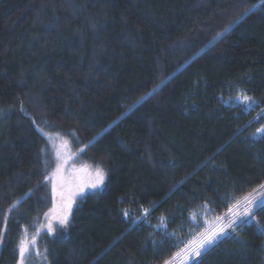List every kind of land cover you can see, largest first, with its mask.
Returning a JSON list of instances; mask_svg holds the SVG:
<instances>
[{"label": "trees", "instance_id": "16d2710c", "mask_svg": "<svg viewBox=\"0 0 264 264\" xmlns=\"http://www.w3.org/2000/svg\"><path fill=\"white\" fill-rule=\"evenodd\" d=\"M263 122L264 0H0V264L21 240L24 264H165L203 204L236 223L191 264H264V190L229 212L264 185ZM39 127L106 176L51 232Z\"/></svg>", "mask_w": 264, "mask_h": 264}, {"label": "rangeland", "instance_id": "374dc122", "mask_svg": "<svg viewBox=\"0 0 264 264\" xmlns=\"http://www.w3.org/2000/svg\"><path fill=\"white\" fill-rule=\"evenodd\" d=\"M244 96H247L249 100L245 101L243 99ZM225 103L227 105H243L247 110H251L257 106V101L254 96H251L243 90L239 91L238 95L226 99ZM261 125L262 126L259 128L260 131L256 130L253 134H251L252 138H260L264 135V122ZM39 129L48 139L46 144L47 150L43 155L45 160L43 168L46 171L45 179L48 183L47 191L49 195L51 192V200L53 201L44 217V219L46 218L45 222L48 227L49 224L60 223L58 222L59 220L56 219V216L61 213L62 200L58 194H53V185H56L57 192L63 191L65 196L75 193L71 211L69 212L70 216L72 208L78 203L79 198L87 192L102 188L101 186L103 183L97 188L90 186L97 179L96 173L98 169L96 168L97 166H90L89 163L85 162L83 155L84 145L75 146L74 143L71 142L70 138L62 135L61 133L50 132L45 128L40 127ZM105 177L106 176H104L103 182ZM81 188L83 189L82 192L80 191ZM88 188L91 189V191H88ZM263 190L264 189L259 186L246 197L250 195L256 196V194L263 192ZM45 198H47V196H45ZM241 206H243V204ZM214 217V211L207 205L203 204V206L194 210L191 224L196 227L204 226L205 228L201 232L197 233L195 238L184 246L180 252H178L180 254L178 258L177 253L172 257V259H170L171 264H191L194 261V258L197 256L192 255L189 252L191 245L194 244L203 233L212 228L213 225L219 226L224 224L225 218L221 217L223 219L217 221V218ZM164 224L165 220H162V228L166 229ZM212 245L203 249L201 254Z\"/></svg>", "mask_w": 264, "mask_h": 264}, {"label": "snow or ice", "instance_id": "6c2138e0", "mask_svg": "<svg viewBox=\"0 0 264 264\" xmlns=\"http://www.w3.org/2000/svg\"><path fill=\"white\" fill-rule=\"evenodd\" d=\"M243 99L245 101L249 100L247 96H244ZM257 131H260V129H258ZM96 176H97L96 181L90 185L93 188H96L103 183L104 174L101 170H97ZM260 187L264 189V185H261ZM80 191L82 192L83 189L81 188ZM53 194L54 195L58 194L62 200L61 213L56 216V219H58L61 224L66 225L68 222V213L71 211L73 197L75 193L65 196V193L63 191L57 192L56 185H53ZM255 200H256L255 196L250 195L248 197H245L243 201L242 210H240V202L238 201L237 205H235L233 209H229V212L233 216H236L238 218L247 217L253 209ZM221 219L223 218L217 217V221ZM235 223H236L235 220H229L227 224H222L219 226L213 225L212 228L208 229L205 233H203L200 236V238L197 241H195L194 244L191 245V247L189 248V252L195 256L201 255V251L203 249H205L207 246L212 245L219 238L221 234L225 233V230L227 228H232ZM52 230H53L52 226L51 224H49L48 231L51 232ZM30 246L31 245L28 244L25 240H21V243L19 245L20 264H24L26 256L30 254L29 252ZM179 255L180 254L178 253L177 258L179 257ZM165 264H171V262L166 261Z\"/></svg>", "mask_w": 264, "mask_h": 264}, {"label": "water", "instance_id": "95a60500", "mask_svg": "<svg viewBox=\"0 0 264 264\" xmlns=\"http://www.w3.org/2000/svg\"><path fill=\"white\" fill-rule=\"evenodd\" d=\"M243 207V206H240V208Z\"/></svg>", "mask_w": 264, "mask_h": 264}]
</instances>
